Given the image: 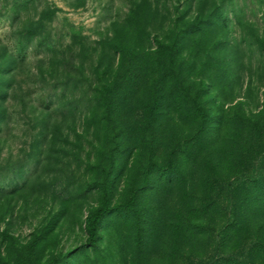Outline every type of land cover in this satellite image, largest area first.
I'll return each instance as SVG.
<instances>
[{"label": "rangeland", "instance_id": "374dc122", "mask_svg": "<svg viewBox=\"0 0 264 264\" xmlns=\"http://www.w3.org/2000/svg\"><path fill=\"white\" fill-rule=\"evenodd\" d=\"M180 34L160 83L185 113L144 123ZM241 169L264 176V0H0V264H207L249 239L264 256V178L224 189L227 209L260 199L245 240L220 229L219 177Z\"/></svg>", "mask_w": 264, "mask_h": 264}, {"label": "trees", "instance_id": "16d2710c", "mask_svg": "<svg viewBox=\"0 0 264 264\" xmlns=\"http://www.w3.org/2000/svg\"><path fill=\"white\" fill-rule=\"evenodd\" d=\"M200 30V29H199ZM181 39H182V35H178L175 39V42L173 43L172 46L170 47H164L162 45L158 46L159 51L161 50V52H164L167 54L168 58H170V66L167 67V71L165 69V67L163 66L162 60L160 61V64L157 65V67L159 68V71L156 69H154L152 75H149L148 81L146 80V88L148 91H150L151 94V99L150 102L147 103L145 105V113L146 115L141 119L142 122L146 123L150 121V118L152 117V115L154 116V121H160V120H164L166 119V117L172 116L171 115V111L173 112V110H175L176 116L180 119L182 115H184L185 110H184V104L182 102L181 97L180 99L177 100L176 96H175V91H179L181 92V89L179 87V89H174L173 85L174 83L172 82V84L168 85L167 81H165V83L161 84L160 83V77L163 76V78H168L170 76V80L173 81L174 78H177V76L179 74H182V70H183V66L179 65V62L177 63V56L178 54H180V50H181ZM180 79V78H178ZM149 80L150 83L149 84ZM176 79H174L175 81ZM119 81V82H117ZM117 85L116 83H114L113 85H115V87H117V93H114V95H112L110 101H108V106L106 107V111L105 114L108 118V120H110V112L112 113V108L114 113H112L115 117L116 120H119V117L121 116V114L118 112L120 109V102H121V97L119 99L120 93H121V89L122 87H124L126 85L127 79L126 76L117 79ZM184 81V79L182 80V82ZM148 85V87H147ZM183 90V89H182ZM120 92V93H119ZM119 93V94H118ZM161 93V95H163V100H161L159 97V94ZM182 97L184 96L183 94H180ZM132 103V102H131ZM133 104V103H132ZM187 104V103H186ZM111 106V107H110ZM195 106V104H194ZM189 110H192L191 106L188 107ZM198 112V111H197ZM205 116V115H204ZM202 117L203 119L205 117ZM175 118L172 116V119ZM127 119V118H126ZM125 119V120H126ZM125 120H121L120 122L124 123ZM127 120H130L129 117ZM221 124H220V128H221ZM226 148V147H225ZM225 150V149H224ZM248 178L251 187H253L258 194V192L260 191V189H262L263 185L261 184V179L264 178V176L261 175V173H259L258 170H256V174L249 176L248 173L241 169L238 171H233L230 175L227 176H220V191L218 193L217 197V203H221L220 205H217L218 207V213H220V215H224L226 216L224 221L222 222V225L220 226L221 230H224V233H230L232 234V232H235L236 236H238L240 238L239 241L245 240V238H242V236L246 233H241V230L239 229V224H242L241 222H244V220L246 221L249 219L250 220V214H249V204L252 203H256L258 204L260 202V199L258 198H249L246 193L245 195H235L232 194V205L228 211L227 209V205L224 203L225 199H226V186L227 185H235L237 183L242 182L243 180H246ZM222 184L223 187L222 188ZM225 189V190H224ZM228 192V190H227ZM257 196V195H256ZM228 198V196H227ZM130 202H134V198H131ZM111 208H108L107 206L103 205L100 208H97L95 210H93L92 212L88 213L84 219V229L85 232L87 234V241L86 243L89 244V246H95L96 242L98 240V232H97V228L98 225L100 224V222L102 221L103 217L105 216L106 212L110 211ZM249 218H248V216ZM232 219V220H231ZM231 220V221H230ZM243 226V224H242ZM248 232L247 231V235H245V237L248 238ZM234 234V233H233ZM248 240V239H246ZM249 243H247V247H246V251H244L242 254H237L235 251H231L230 253H228L227 255H223V253L221 251H217V257L216 258H211L207 264H261V262H264V256L260 255L257 252V248L256 246L259 244V241L254 242L253 241H248ZM246 244V243H245ZM256 248V249H255Z\"/></svg>", "mask_w": 264, "mask_h": 264}]
</instances>
